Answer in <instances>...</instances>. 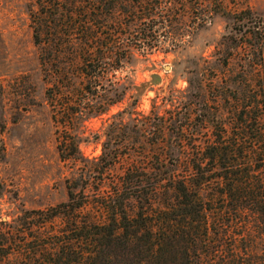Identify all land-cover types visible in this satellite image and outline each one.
<instances>
[{
  "label": "rangeland",
  "instance_id": "obj_1",
  "mask_svg": "<svg viewBox=\"0 0 264 264\" xmlns=\"http://www.w3.org/2000/svg\"><path fill=\"white\" fill-rule=\"evenodd\" d=\"M86 53L107 65L89 94ZM263 96L264 0H0V231L29 223L15 241L37 243L42 220L31 213L65 203L72 187L92 211L130 164L153 174L166 158L164 170L189 179L212 145L231 156L242 145L247 157ZM250 162L237 161L242 182ZM214 171L198 192L207 231L192 264H236L252 225Z\"/></svg>",
  "mask_w": 264,
  "mask_h": 264
},
{
  "label": "trees",
  "instance_id": "obj_2",
  "mask_svg": "<svg viewBox=\"0 0 264 264\" xmlns=\"http://www.w3.org/2000/svg\"><path fill=\"white\" fill-rule=\"evenodd\" d=\"M138 20L134 22L142 26L144 19ZM136 24L133 26L137 27ZM34 38L37 40V35ZM104 61L102 53L83 55L80 67L85 80L83 93L89 94L91 88L96 89L104 82L106 73L101 71L107 67ZM109 92L106 90L105 94ZM124 92L114 100L104 96L103 103L91 114H103L125 96ZM252 98L255 102V97ZM262 104L263 111L253 112L247 157H242V145L232 156L228 146L212 145L205 150L202 160L190 166L189 179H199L193 184L188 177L164 170L166 158L156 159L153 174L130 164L92 211L87 209L88 201L83 202L88 199L85 189L81 187L76 193L72 187L65 203L31 213L42 220L37 227L41 232L37 243L15 241L26 230H32L29 223L20 225L14 220L1 224L4 229L0 231V264H192L195 249L207 231L206 211L198 192L208 183L204 176L214 170L217 181L223 182L222 195L233 203L234 212L247 211L252 217L251 227H245L240 238L244 253H238L236 264H264V127L261 125L264 96ZM239 118L243 119V113ZM64 146L65 143L58 145L60 156ZM71 147L78 152L74 144ZM241 158L251 161L243 173L244 182L237 179L240 175L237 161ZM168 163L176 166L178 160ZM76 199L82 201L77 203ZM172 253L175 261L167 257Z\"/></svg>",
  "mask_w": 264,
  "mask_h": 264
}]
</instances>
